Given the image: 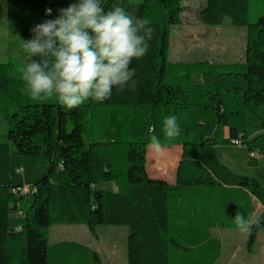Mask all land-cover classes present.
I'll return each mask as SVG.
<instances>
[{"label": "trees", "instance_id": "1", "mask_svg": "<svg viewBox=\"0 0 264 264\" xmlns=\"http://www.w3.org/2000/svg\"><path fill=\"white\" fill-rule=\"evenodd\" d=\"M4 1L8 23L22 43L31 38L33 26L74 2ZM182 1L102 0L106 11L113 5L135 11L156 30L148 55L132 61L135 89H113L104 102L88 100L69 110L55 97L34 101L24 93L21 75L12 72L13 62H0V117L7 128L0 141V264H68L65 257L52 260L48 254L47 230L53 224H85L93 235L98 226L125 225L128 264H175L173 250H187L186 244L196 247L193 264H216L221 244L209 236V228L237 227V207L246 217L264 216V188L222 164L214 149L226 142L264 156V12L250 23L248 0H204L201 22L219 25L228 17L245 27L244 62L169 63V34L179 23ZM197 70L198 83L191 78ZM168 115L178 117L182 132L176 138L161 132ZM153 127L162 147L181 146L173 183L147 173ZM234 138L241 141L235 144ZM11 154L30 165L47 164L30 195L11 192L22 184L10 177ZM103 182L112 187H101ZM13 211L20 216L11 217ZM183 224L197 228L196 238L177 239ZM263 229L252 227L248 251ZM83 252L85 257L72 264L98 261L91 249Z\"/></svg>", "mask_w": 264, "mask_h": 264}, {"label": "clouds", "instance_id": "2", "mask_svg": "<svg viewBox=\"0 0 264 264\" xmlns=\"http://www.w3.org/2000/svg\"><path fill=\"white\" fill-rule=\"evenodd\" d=\"M45 12L50 15L52 10ZM58 13L33 26L31 38L23 40L29 62L20 79L26 95L34 101L55 97L72 110L88 100L111 99L113 89H135L132 61L148 55L156 31L147 19L119 5L106 11L102 0H74ZM149 132L151 146L159 151L155 128ZM161 132L166 138L178 137L182 132L178 117L168 115ZM240 208L233 217L240 232L264 225V216L246 217Z\"/></svg>", "mask_w": 264, "mask_h": 264}, {"label": "rangeland", "instance_id": "3", "mask_svg": "<svg viewBox=\"0 0 264 264\" xmlns=\"http://www.w3.org/2000/svg\"><path fill=\"white\" fill-rule=\"evenodd\" d=\"M136 3L140 0H130ZM203 0H184L181 2L182 11L180 13V20L177 25H174L169 34V48L167 52V62L169 63H187V64H201L203 67L216 64H237L243 63L245 57L246 47V29L243 26L234 25L230 22L228 17H224L223 21L219 25H209L199 20L198 12L203 5ZM0 4L3 5L2 9L5 10V1L0 0ZM0 9V10H2ZM264 12V0H248V14L247 21L253 23ZM0 13V19H2ZM14 28V27H13ZM19 35V34H18ZM20 36V35H19ZM21 38V37H20ZM22 42V40H21ZM23 44V43H22ZM22 59H18L14 62L12 72L22 75L23 65ZM185 72H181L180 75ZM172 74L168 73L165 81H171ZM191 78L195 82H200V75L197 72H192ZM4 124V123H2ZM7 128L4 125H0V134L6 133ZM227 136L223 133V138ZM3 137L0 136V141ZM231 144V143H230ZM234 148V147H233ZM228 143H219L214 147L215 153L218 159H222V155H232L233 159L237 163H242L237 166V174L246 175L253 179L260 177L259 184L264 188V156L261 160L260 172H257L254 167L257 166V160L253 158L254 162L249 158L247 151L243 147H237L233 149ZM154 148L149 144L146 152V166L150 169L158 168L160 173L167 176H172L174 172V163L166 164L164 161L156 160L152 157ZM158 153L165 158L175 157L181 151L180 145H173L171 147H162ZM259 160V158H257ZM20 167H22L20 169ZM47 169L46 163H38L36 165L28 164L21 155L11 154L9 159V174L12 180L19 183L32 184V182L40 178ZM150 175V172H148ZM258 174L260 176H258ZM154 177H160L158 173ZM256 181V180H255ZM257 182V181H256ZM101 187H112L110 183H101ZM29 197H26L28 199ZM14 211L10 216L14 218ZM63 225V224H61ZM85 225V224H83ZM86 226V225H85ZM264 230V229H263ZM263 230H260V234H264ZM240 235L244 233L238 230ZM260 235V238H262ZM247 238V237H246ZM246 238L242 236L236 238L234 246L237 248L233 253V260L231 264H249V261H253V264L261 263V255L254 249L253 253L246 251ZM264 239V238H263ZM262 240V239H261ZM264 243V240L262 241ZM229 245V243H227ZM240 249V250H239ZM257 259V262H256ZM252 264V263H251Z\"/></svg>", "mask_w": 264, "mask_h": 264}, {"label": "crops", "instance_id": "4", "mask_svg": "<svg viewBox=\"0 0 264 264\" xmlns=\"http://www.w3.org/2000/svg\"><path fill=\"white\" fill-rule=\"evenodd\" d=\"M2 7L3 5L0 4V9H2ZM0 13L2 14L1 15L2 19H0V62L11 61L13 62L14 65V62H16L20 58L22 59L23 62L22 63V65L24 66L23 68H25L28 62V54L24 51L22 47L21 38L18 35L19 33L9 25L8 20L6 18V9L0 10ZM2 123L5 124L4 120L0 117L1 126L4 125ZM223 133L225 136L228 137V131L226 128H224ZM3 134L5 133H1L0 136H2ZM228 144L231 145L230 143ZM232 148L237 149V147L235 146H232ZM153 151L154 153H152V157L154 159L159 160L160 162L164 161L163 163H165V165L167 163L168 164L174 163L175 165L174 172L172 176L165 177V175L159 172L160 169L158 168V166L153 169H150L149 167L146 166L147 173L150 172L151 174H153L150 175L148 173V175L150 177H154L156 176L155 174L158 173L160 177H154V178H162L168 181L169 183H173L175 181V171L180 159L181 151L179 154H177L175 157L172 158H165L160 156L158 154L160 151H157L156 149H154ZM232 157L233 156L229 154L222 155L221 156L222 159H219V161L236 173L237 166L241 165L242 167L243 164L237 163V161ZM262 157L263 156L261 155H255V159L257 160V166L254 167V169L257 172H260ZM257 158H259V160ZM21 168L22 167H20V169ZM258 176L260 175L258 174ZM259 178L260 177H256L253 178V180H256L258 182L260 181ZM262 178L264 177L262 176ZM225 189H227V187H225ZM223 192L226 193L227 190H223ZM210 194L212 193L210 192ZM259 210L260 207L258 204H256V212H258ZM14 212H15L14 217L20 216L19 211H14ZM181 226L183 227H181V229L176 231L177 239L190 240L192 237L196 238L198 230L195 226H193V228H185V229L184 227H187V225L183 224ZM248 233H244L243 235H240L238 233L237 227H227V226L225 227L219 225L211 226L208 232L209 236L211 238L219 240L221 244L220 253L218 258L216 259V264H231L233 260V253H235L237 250V248H235L234 246L235 245L234 241L236 240V238L241 236L242 239L243 237L245 238L248 237ZM127 234H128V229L125 225L98 226L95 230V235H93L88 230L87 226L83 224H63V225L53 224L49 226L47 230L48 254L50 258H52V260H55L56 258L59 257H65V261L69 262L68 264H72L73 262L78 261L79 258L85 257L86 254H84L83 252V247H85L94 251L98 257L97 262L92 260L91 261L89 260L88 262V259L86 258L87 264H128ZM191 234L193 236H191ZM260 235L261 234L259 231L256 235L252 249L248 251L246 248V251L253 253L254 249H256V251L258 250V252L261 255V259H262L261 263H262L264 262V243H262V241L264 240L263 239L264 234L261 235L262 238H260ZM227 243H229V245H227ZM60 244H62V247L61 246L59 247ZM185 248L187 250H183V249L173 250L171 257L172 262H174L175 264H193V262L196 263V260H198L196 247L194 248L186 244ZM248 263L253 264L254 262L249 261ZM53 264L56 263L53 261Z\"/></svg>", "mask_w": 264, "mask_h": 264}, {"label": "built area", "instance_id": "5", "mask_svg": "<svg viewBox=\"0 0 264 264\" xmlns=\"http://www.w3.org/2000/svg\"><path fill=\"white\" fill-rule=\"evenodd\" d=\"M231 140H235V141H241L239 138H234V139H231ZM249 156L251 157H254L255 156V153L253 152H250L249 153ZM35 191V188L32 184H21V185H18V186H15L11 189V192L17 196H24V195H30L32 194L33 192ZM19 215H20V212H19Z\"/></svg>", "mask_w": 264, "mask_h": 264}, {"label": "bare ground", "instance_id": "6", "mask_svg": "<svg viewBox=\"0 0 264 264\" xmlns=\"http://www.w3.org/2000/svg\"><path fill=\"white\" fill-rule=\"evenodd\" d=\"M234 143H235V144H237V143H238V141H235Z\"/></svg>", "mask_w": 264, "mask_h": 264}]
</instances>
